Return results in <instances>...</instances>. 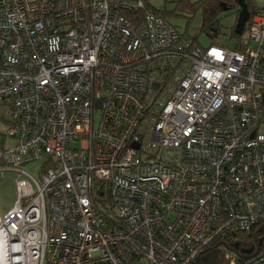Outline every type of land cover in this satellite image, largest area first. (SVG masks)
I'll return each instance as SVG.
<instances>
[{
    "label": "built area",
    "instance_id": "built-area-1",
    "mask_svg": "<svg viewBox=\"0 0 264 264\" xmlns=\"http://www.w3.org/2000/svg\"><path fill=\"white\" fill-rule=\"evenodd\" d=\"M153 1L0 0V264H195L264 223V15L202 48Z\"/></svg>",
    "mask_w": 264,
    "mask_h": 264
},
{
    "label": "trees",
    "instance_id": "trees-1",
    "mask_svg": "<svg viewBox=\"0 0 264 264\" xmlns=\"http://www.w3.org/2000/svg\"><path fill=\"white\" fill-rule=\"evenodd\" d=\"M244 3L246 4L250 14V19L245 26L246 30L250 21L255 15H264V8L253 7L251 4V0H244ZM222 5L227 8L226 11H223ZM151 9L155 14L160 16L165 21L169 22L167 20L169 14L166 13L165 7L164 9L159 10L153 6L151 7ZM177 9L181 12L190 13L192 15H194L197 11L200 12V32L204 33L213 41L211 45H218L214 42V40L220 34L221 17L226 15H233L234 23L231 28L230 39L234 42L233 50H240L242 48V45L239 46L238 43L239 37L233 32L235 21L240 11L238 0H197L195 3H190L189 1H181L177 4ZM193 41L196 44V39H193ZM225 249H229L235 252L239 257L244 258L253 256L264 250V223L256 225L248 232L239 233L236 236V241L230 243L221 240L213 241L204 248L203 252L197 258L195 264H221L223 261V253ZM247 249H251V254L249 256L243 255L242 253L243 250Z\"/></svg>",
    "mask_w": 264,
    "mask_h": 264
},
{
    "label": "rangeland",
    "instance_id": "rangeland-1",
    "mask_svg": "<svg viewBox=\"0 0 264 264\" xmlns=\"http://www.w3.org/2000/svg\"><path fill=\"white\" fill-rule=\"evenodd\" d=\"M181 1H189L195 3L197 0H154L152 5L156 9H164L168 13L167 20L173 24L177 30L184 36L191 39H196V44L202 48H206L212 44V40L204 33L200 32V12L197 11L194 15L184 13L177 9V4ZM234 23L233 15L221 17V30L219 36L214 40L218 45L234 48V42L230 39L231 28ZM3 126L0 124V131ZM1 140V138H0ZM41 168V162H35L26 166V169L36 176V173ZM16 193L14 183L11 177H0V217L5 215L14 205Z\"/></svg>",
    "mask_w": 264,
    "mask_h": 264
},
{
    "label": "water",
    "instance_id": "water-1",
    "mask_svg": "<svg viewBox=\"0 0 264 264\" xmlns=\"http://www.w3.org/2000/svg\"><path fill=\"white\" fill-rule=\"evenodd\" d=\"M238 6L240 8V11L235 21L233 32L235 35L240 36L243 33L245 26L250 19V14L246 4L244 3V0H238ZM222 8L223 11L227 10V8L224 5H222ZM242 253L249 254L251 253V249L243 250Z\"/></svg>",
    "mask_w": 264,
    "mask_h": 264
},
{
    "label": "crops",
    "instance_id": "crops-1",
    "mask_svg": "<svg viewBox=\"0 0 264 264\" xmlns=\"http://www.w3.org/2000/svg\"><path fill=\"white\" fill-rule=\"evenodd\" d=\"M251 4L256 8H264V0H251Z\"/></svg>",
    "mask_w": 264,
    "mask_h": 264
}]
</instances>
